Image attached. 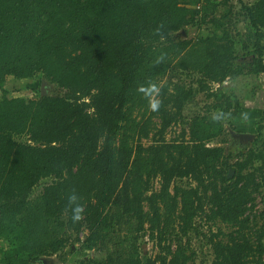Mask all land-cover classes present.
<instances>
[{
  "label": "trees",
  "instance_id": "trees-1",
  "mask_svg": "<svg viewBox=\"0 0 264 264\" xmlns=\"http://www.w3.org/2000/svg\"><path fill=\"white\" fill-rule=\"evenodd\" d=\"M234 8L230 0H0L1 263L62 262L68 249L104 256L77 264H190L194 235L206 239L210 264H264V226L250 214L264 193V110L251 108L261 114L252 131L234 124L243 101L225 87L264 77V0ZM9 78L40 88L10 97ZM200 94L212 102L192 113ZM174 125L181 133L167 140ZM226 125L256 134L236 159L224 148ZM198 218L232 231L203 233Z\"/></svg>",
  "mask_w": 264,
  "mask_h": 264
},
{
  "label": "rangeland",
  "instance_id": "rangeland-1",
  "mask_svg": "<svg viewBox=\"0 0 264 264\" xmlns=\"http://www.w3.org/2000/svg\"><path fill=\"white\" fill-rule=\"evenodd\" d=\"M255 0H230V4H232L235 8L236 12H239L241 10L242 4H248L251 5L254 3ZM191 29V34L190 36H194L195 34V28H190ZM163 83V82H162ZM7 89L11 92L10 97H26V98H31L33 95V91L31 89H36L40 88L38 87V84L32 80H22V81H17L12 78H9L6 84ZM45 91L46 93L51 92V86H48L45 84ZM216 87V85H214ZM226 90L228 92H231V90L235 89V91L238 93V96H240L241 100L243 101V111L236 117L232 118L234 124H240L241 121H244V128L246 130L252 131L254 129V124L256 123L255 121L259 122V118L261 117V114L259 111L251 109L255 104L261 106V108L264 110V77H259L258 79L252 76H241L235 81H228V84L225 85ZM212 100H206V97L202 94L198 95L195 99L196 105L192 110V113L194 112H203L202 108L205 106L206 103H210ZM187 112H190L189 110H186ZM248 112V113H247ZM255 120H253L252 116ZM259 115V116H258ZM231 120V121H232ZM264 124V122H262ZM242 125V124H241ZM256 128V127H255ZM182 127L181 125H174L172 128L169 130L167 134V140H173L176 137L179 136L181 133ZM226 139L227 143L224 145V148L227 149V151L231 152L234 155V158L236 159V156L234 152L238 151H244L250 148V144L245 147L244 144L240 145L238 141H235L233 138L230 137L229 131H230V125H226ZM264 132V130H263ZM252 134V133H250ZM254 134V133H253ZM150 141H145L144 144L149 145ZM218 145L217 142L210 144V146H216ZM223 146V144H222ZM245 148V149H244ZM234 176V175H233ZM185 182V181H184ZM155 189L159 188L158 184H155ZM42 190V187L39 186L36 189V194H38ZM264 210V193L263 195H258L256 196V207L254 210L250 213L254 218H258V226H264V220L259 219L260 213ZM197 226L200 227V230L203 233L208 234L211 230L212 232L216 233L218 232V229L221 228L223 232L228 234L229 232L232 231V229L224 224L221 223H216L215 225H210L205 223V220L202 218L197 219ZM124 234V232H123ZM142 241V248L145 250L149 256L151 255L152 258L156 255L157 249L154 248L153 245L149 244H143ZM206 239L202 236H194L192 239V248L197 252V257L194 263L190 264H200L202 261H205L204 264H210L212 260V255H211V250L209 247L205 245ZM78 248V246H77ZM2 249V246L0 247V251ZM3 250V249H2ZM62 254V253H61ZM66 254V259L65 261L60 262L59 257L63 255H58L54 256L52 261L49 262V264H77L83 257H93L96 258L97 261H102L104 259L103 255H95L93 252L87 251L85 253H82L80 251H77L73 254L69 253V250H65Z\"/></svg>",
  "mask_w": 264,
  "mask_h": 264
},
{
  "label": "water",
  "instance_id": "water-1",
  "mask_svg": "<svg viewBox=\"0 0 264 264\" xmlns=\"http://www.w3.org/2000/svg\"><path fill=\"white\" fill-rule=\"evenodd\" d=\"M45 82L42 83V86H41V92L42 94H45L46 91H45ZM229 135L231 138H233L235 141H238V142H241L245 145V147H247V145L249 144H252L255 140V135L253 134H242V133H236L234 132L233 130H230L229 131ZM233 175H234V171L231 170L229 171V174H228V179H232L233 178ZM54 257H51V258H41L39 261H38V264H47L46 262H49L53 259Z\"/></svg>",
  "mask_w": 264,
  "mask_h": 264
},
{
  "label": "clouds",
  "instance_id": "clouds-1",
  "mask_svg": "<svg viewBox=\"0 0 264 264\" xmlns=\"http://www.w3.org/2000/svg\"><path fill=\"white\" fill-rule=\"evenodd\" d=\"M152 109L155 110L157 105L155 103H153L151 105ZM223 114L222 113H217V114H213L211 119L214 121L220 120L222 118ZM77 201V197L75 195H72L69 197V202L70 203H75ZM82 209L81 207L76 204L75 207L72 208V220L73 222L78 221L80 219V213H81Z\"/></svg>",
  "mask_w": 264,
  "mask_h": 264
},
{
  "label": "crops",
  "instance_id": "crops-1",
  "mask_svg": "<svg viewBox=\"0 0 264 264\" xmlns=\"http://www.w3.org/2000/svg\"><path fill=\"white\" fill-rule=\"evenodd\" d=\"M1 246L3 250L1 249L0 251V261L3 258V252H5L8 249V244L5 241H3V239H0V247ZM0 264H3V263L0 262Z\"/></svg>",
  "mask_w": 264,
  "mask_h": 264
},
{
  "label": "flooded vegetation",
  "instance_id": "flooded-vegetation-1",
  "mask_svg": "<svg viewBox=\"0 0 264 264\" xmlns=\"http://www.w3.org/2000/svg\"><path fill=\"white\" fill-rule=\"evenodd\" d=\"M242 134H250L249 132H245V133H242ZM253 135H255V138H256V134L254 133ZM240 145H242L243 143L239 142ZM251 145V144H250ZM245 149V148H244ZM248 150V149H247ZM247 150H244L243 152H246ZM236 153L235 156L237 157L238 154L242 153V151H238V152H234ZM48 264V262H46Z\"/></svg>",
  "mask_w": 264,
  "mask_h": 264
},
{
  "label": "built area",
  "instance_id": "built-area-1",
  "mask_svg": "<svg viewBox=\"0 0 264 264\" xmlns=\"http://www.w3.org/2000/svg\"><path fill=\"white\" fill-rule=\"evenodd\" d=\"M144 242L147 243V244H151L153 245V243L151 242V240L149 239V236H146L145 239H144Z\"/></svg>",
  "mask_w": 264,
  "mask_h": 264
}]
</instances>
